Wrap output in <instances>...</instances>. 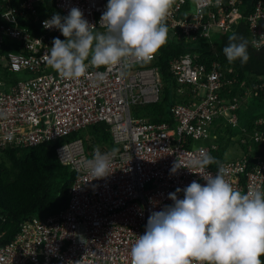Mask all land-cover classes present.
I'll use <instances>...</instances> for the list:
<instances>
[{"label": "built area", "instance_id": "built-area-1", "mask_svg": "<svg viewBox=\"0 0 264 264\" xmlns=\"http://www.w3.org/2000/svg\"><path fill=\"white\" fill-rule=\"evenodd\" d=\"M107 3L0 0V154L59 141L57 159L76 175L66 207L24 221L14 238L0 245V264H131L130 250L144 234L150 214L172 204L169 193L180 188L178 199H183V189L192 181L205 184L206 172L214 176L221 166L235 190L264 191V158L252 155L251 147L264 143V118L234 139L235 158L227 156L217 168L203 171L192 164L216 148L215 128L238 126L240 104L263 91L264 83L242 97L222 98L221 92L236 82L234 71L227 70L234 75L228 78L217 63L207 68L194 54H182L168 67L185 102L170 108L171 124L151 123L132 110L160 100L163 83L152 65L155 57L144 63L126 58V66L111 70L89 67L72 81L48 65L52 41L62 35L43 22L54 14L66 17L76 7L95 31L104 32L100 19ZM239 21L248 25L251 46L263 48L264 0H175L165 23L179 41L195 42L212 41V34H226ZM96 72H106L105 79L98 80ZM99 123L107 125L112 147L104 153L110 160L108 176L95 179L86 162L97 148L87 152L74 136ZM203 139L208 142L194 147ZM251 156L255 162L250 166Z\"/></svg>", "mask_w": 264, "mask_h": 264}, {"label": "clouds", "instance_id": "clouds-1", "mask_svg": "<svg viewBox=\"0 0 264 264\" xmlns=\"http://www.w3.org/2000/svg\"><path fill=\"white\" fill-rule=\"evenodd\" d=\"M174 3L108 0L100 19L104 32L95 31L79 8H71L66 17L54 14L43 26L59 30L65 39H53L47 63L72 81L85 76L89 67H124L126 58L150 62L167 43L165 21ZM223 53L229 63L239 60L244 65L250 59L246 38L236 32ZM106 74L94 75L103 81ZM215 163L207 154L192 161L202 171ZM86 167L95 179H102L108 176L110 160L96 149ZM222 173L221 166L214 176L206 172L205 184L192 181L183 189V199H178L180 188L169 193L172 204L150 214L144 234L130 250L131 264H262L264 191L241 193Z\"/></svg>", "mask_w": 264, "mask_h": 264}, {"label": "trees", "instance_id": "trees-1", "mask_svg": "<svg viewBox=\"0 0 264 264\" xmlns=\"http://www.w3.org/2000/svg\"><path fill=\"white\" fill-rule=\"evenodd\" d=\"M20 24L25 26L24 23ZM34 28L37 29L35 26ZM233 32L242 35L248 42L250 59L244 65H241L239 60L229 63L223 53L228 37ZM60 39L65 38L62 36ZM185 53L194 54L196 62L207 68L212 63H217L225 77L234 76L227 73L228 69L234 71L236 82L221 92L222 98L242 97L246 90L264 83V47L256 50L251 46L248 25L244 21H239L233 31L217 35L212 41L201 39L185 42L179 41L176 35H173L172 38H167V43L158 50L152 63L159 70L163 83L160 100L153 104L134 106L132 113L135 117L147 118L151 123H172L170 108L185 101L176 93L177 86L169 72L168 64L174 57ZM250 98L258 102L263 112L248 118L246 129L249 132L255 120L264 118V90H258V94ZM222 126L213 131L217 146L209 155L215 157L217 163L209 165L211 169L217 168L226 160L227 151L237 142L233 138L231 128ZM74 137L82 139L87 152L97 148L104 154L112 147L105 123L89 126ZM59 144L60 142L56 141L30 148H9L0 154V245L10 242L24 221L35 217L45 218L66 207L67 191L76 175L59 163L55 153ZM237 147L244 153L248 152L246 146L238 144ZM251 147L252 155L264 158V143L253 144ZM249 160L251 166L255 160H252V156ZM261 260L264 264V257H261Z\"/></svg>", "mask_w": 264, "mask_h": 264}, {"label": "rangeland", "instance_id": "rangeland-1", "mask_svg": "<svg viewBox=\"0 0 264 264\" xmlns=\"http://www.w3.org/2000/svg\"><path fill=\"white\" fill-rule=\"evenodd\" d=\"M250 2V0H245V3ZM168 31V39L172 38L173 35L169 34ZM217 38V34H212V39L215 40ZM263 112L262 107H259L258 102L252 98H246V102H242L240 104L239 110H238V126L235 128H231V133L233 135V138L235 140H238V138H241L243 136L241 130L242 128H246L247 120L250 116L253 114H260ZM208 139L212 140L213 135L212 133L208 134ZM208 142L207 139L199 140L196 143H194V147H198L200 145L206 144ZM237 145V144H236ZM236 147H231L227 151L228 158H235V154L237 152ZM239 151V150H238Z\"/></svg>", "mask_w": 264, "mask_h": 264}, {"label": "water", "instance_id": "water-1", "mask_svg": "<svg viewBox=\"0 0 264 264\" xmlns=\"http://www.w3.org/2000/svg\"><path fill=\"white\" fill-rule=\"evenodd\" d=\"M234 28H235V25H233V26L231 27V31H233V30H234Z\"/></svg>", "mask_w": 264, "mask_h": 264}]
</instances>
